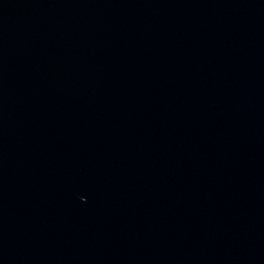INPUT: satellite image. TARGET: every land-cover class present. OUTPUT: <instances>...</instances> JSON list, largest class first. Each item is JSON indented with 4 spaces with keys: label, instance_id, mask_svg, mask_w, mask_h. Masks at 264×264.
Returning <instances> with one entry per match:
<instances>
[{
    "label": "water",
    "instance_id": "obj_1",
    "mask_svg": "<svg viewBox=\"0 0 264 264\" xmlns=\"http://www.w3.org/2000/svg\"><path fill=\"white\" fill-rule=\"evenodd\" d=\"M0 264H264V0H0Z\"/></svg>",
    "mask_w": 264,
    "mask_h": 264
}]
</instances>
